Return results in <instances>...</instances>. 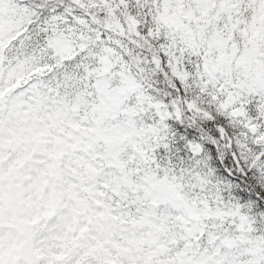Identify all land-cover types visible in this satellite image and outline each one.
<instances>
[{
	"label": "snow or ice",
	"instance_id": "1",
	"mask_svg": "<svg viewBox=\"0 0 264 264\" xmlns=\"http://www.w3.org/2000/svg\"><path fill=\"white\" fill-rule=\"evenodd\" d=\"M0 264H264V0H0Z\"/></svg>",
	"mask_w": 264,
	"mask_h": 264
}]
</instances>
